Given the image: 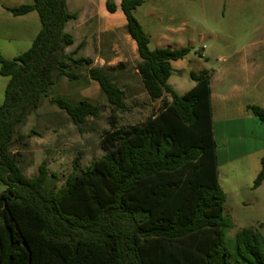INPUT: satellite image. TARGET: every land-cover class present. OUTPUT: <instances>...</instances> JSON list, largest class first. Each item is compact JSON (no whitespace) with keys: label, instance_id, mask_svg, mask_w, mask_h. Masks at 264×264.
Here are the masks:
<instances>
[{"label":"trees","instance_id":"trees-1","mask_svg":"<svg viewBox=\"0 0 264 264\" xmlns=\"http://www.w3.org/2000/svg\"><path fill=\"white\" fill-rule=\"evenodd\" d=\"M144 0H121L125 29L136 42L137 71L159 110L142 123L110 128L100 141L105 153L81 173H72L63 187L47 189L46 165L28 177L18 152H12L17 126L47 98L81 126L99 117L91 99L74 101L56 93L61 78L78 79L87 66L115 109L125 108V92L105 67L79 55L66 30L78 13L67 0H31L9 8L20 16L33 10L41 28L31 46L13 59L0 53V74L9 77L0 105V264H264V237L246 227L235 235V249L226 244L231 217L224 214L227 195L219 177L214 133L211 73L190 71L195 85L179 94L169 82L172 61L191 47L151 48L134 11ZM110 13L115 0H106ZM170 95L171 99H168ZM264 123V109L248 105ZM22 138V137H21ZM77 164V161L75 162ZM264 181V156L254 188Z\"/></svg>","mask_w":264,"mask_h":264},{"label":"rangeland","instance_id":"rangeland-1","mask_svg":"<svg viewBox=\"0 0 264 264\" xmlns=\"http://www.w3.org/2000/svg\"><path fill=\"white\" fill-rule=\"evenodd\" d=\"M85 4L86 0H69L68 9L83 17ZM134 14L150 35L151 48L191 47L186 58L177 64L183 69L169 80L179 94L195 85L190 71L207 69L213 79L216 108L220 104L217 97L228 90L233 93L231 86L234 84L239 96H231L230 105L234 101H262V91L254 88L250 77L254 71L258 76L264 74V0H144ZM113 20L119 23L117 17ZM4 23L0 19V32L5 30ZM103 23V19L89 20L87 17L69 21L67 30L74 34L75 43L67 50H74L82 42L79 55L89 56L94 60L93 65L109 70L125 92V108L115 109L101 86L88 77L87 66H83L76 69L78 79L75 82L63 77L51 91L57 87V94L69 96L74 101L91 99L101 108L99 117H89L78 126L65 111L43 98L40 107L17 126L12 152L20 153V163L28 177L36 176L45 162L47 189H60L72 173H81L105 153L100 141L103 132L111 127L112 113L117 115L119 126L128 127L147 120L162 104V99L153 100L143 86L137 71L140 61L137 45L125 26L102 31L100 24ZM40 28L41 22H21L17 26L21 36L12 40L10 50L4 49V42L0 41V53L13 59L26 51ZM255 50L256 55H253ZM8 81L9 77L0 74V105L4 102ZM167 97L171 99L170 95ZM234 114L217 119L222 125L220 131L225 130L223 120L238 117ZM244 120L238 122L236 136L245 131L244 139L250 145L257 139L264 140V123L259 118L258 125L250 119ZM231 141L234 152L238 148L235 141ZM219 174L227 195L224 214L231 217L233 223L225 239L227 246L234 250L235 235L242 228H254L264 237V184L253 187L254 179H251V169L245 159L222 165ZM4 189L5 185L0 183V192ZM231 264L238 263L233 260Z\"/></svg>","mask_w":264,"mask_h":264},{"label":"crops","instance_id":"crops-1","mask_svg":"<svg viewBox=\"0 0 264 264\" xmlns=\"http://www.w3.org/2000/svg\"><path fill=\"white\" fill-rule=\"evenodd\" d=\"M28 1L29 0H0V19L5 21L4 23L5 30L0 32V41L4 42L3 46H4V49L6 50L12 49V45H13L12 40L21 36L22 32L19 31V29H17V26L20 25L21 22L23 23H27L28 21L40 22L39 13L35 10L27 14L20 15V16H15L9 10V8L16 7L22 3H29ZM115 2L118 6L117 11L109 15L105 10L106 0H86L83 17L80 13L76 12L78 13V18L76 20H81L84 17H87L89 20H92V19L102 20L103 19L104 23L100 24V26L103 27L102 31H111L117 27L125 26L126 22L124 21L123 15L120 11L121 10V7H120L121 0H115ZM67 5H69V0H67ZM112 16L118 18V21H119L118 24L114 23V20H113L114 17ZM14 26H16V28H14ZM67 28H68V23L66 25V30ZM158 47H167V46H158ZM176 48H179V47H176ZM255 53H256V50L252 51L253 55H256ZM201 55H204V54L202 53ZM185 58L172 61V65L175 69V72L183 69V68L178 67L177 64H179ZM254 72L255 73H253L250 78H251V82L253 83L254 88L262 91L263 98L261 102L252 101L250 103H246V102L238 101L236 103L234 101V103L230 105L229 101L231 100L230 99L231 96H234L235 98L239 96L238 93L236 94L237 86L236 84H234L233 86H231L233 93H230L228 90V92L223 93L221 96L217 97L220 104L216 108L212 75H211V89H212L211 101H212V108H213L214 133H215V138H216L217 145H218V157H219V165H220L219 170L222 165L232 163L237 160L245 159L246 163L249 164L250 169H251V179L255 180L261 169V159L264 156V140L259 142V140L257 139L255 142H253V144L250 145L248 143V140L246 141L244 139L246 135L245 131L240 133L239 136H236L237 135L236 129L238 126V122L242 121L243 119H245L244 121H247V119H250L254 125H258V117L254 113L253 114L249 113L251 110L247 108L248 105H258L264 109V83H262L264 82V74L261 76L260 75L258 76L256 75V71ZM231 113L232 114L235 113L234 115H238V117L231 118V120H223L225 130L220 131L219 129H220V126L222 125H220V122H219L220 120H217V119H220V117L224 116L225 114L231 115ZM230 132L232 133L231 135H229ZM231 140L235 141L236 143L235 145L238 148L234 152H233L234 143ZM237 151L239 154L235 155ZM263 184H264V181L262 182L260 187Z\"/></svg>","mask_w":264,"mask_h":264}]
</instances>
